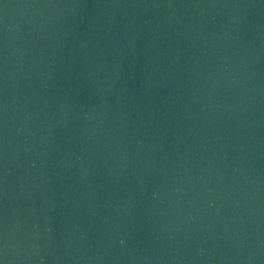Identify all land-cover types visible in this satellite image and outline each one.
<instances>
[{"label": "water", "instance_id": "water-1", "mask_svg": "<svg viewBox=\"0 0 264 264\" xmlns=\"http://www.w3.org/2000/svg\"><path fill=\"white\" fill-rule=\"evenodd\" d=\"M0 264H264V0H0Z\"/></svg>", "mask_w": 264, "mask_h": 264}]
</instances>
